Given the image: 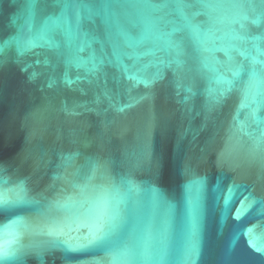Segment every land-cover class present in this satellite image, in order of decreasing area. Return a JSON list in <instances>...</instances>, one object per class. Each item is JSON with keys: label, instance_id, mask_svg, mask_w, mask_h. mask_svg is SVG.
<instances>
[{"label": "water", "instance_id": "1", "mask_svg": "<svg viewBox=\"0 0 264 264\" xmlns=\"http://www.w3.org/2000/svg\"><path fill=\"white\" fill-rule=\"evenodd\" d=\"M0 166L9 264H264V0H0Z\"/></svg>", "mask_w": 264, "mask_h": 264}, {"label": "snow or ice", "instance_id": "2", "mask_svg": "<svg viewBox=\"0 0 264 264\" xmlns=\"http://www.w3.org/2000/svg\"><path fill=\"white\" fill-rule=\"evenodd\" d=\"M153 7H156V5H153ZM175 47L178 49L179 45L177 44L175 45ZM174 62L179 64V61H174ZM35 75L36 74L33 73L31 78L34 79ZM129 79L137 80V77L135 75H132L129 77ZM138 82L144 83L145 86L148 88H150L151 84L153 83L152 80H138ZM51 86L52 84L50 83L49 87ZM141 99H143V97H141ZM127 107H132V104L127 105ZM120 110L122 111L123 109ZM73 158L74 155L67 157L68 160H71ZM2 171H3V167L0 166V172ZM89 179H91V177ZM200 182L202 183L203 181ZM6 183H7V178L0 175V185ZM9 191L13 194L9 195ZM26 192L27 189L25 187L24 181H20L10 190L0 189V211H8L10 209L17 207L20 204L29 203L30 201L26 199ZM54 204L55 206L58 207L65 206V205H61L59 201L54 202ZM81 206H83V202L81 203ZM116 219L117 216L115 214L109 213L107 208H105L104 211L99 215L97 221L89 227V235L91 238L88 240V244H93L98 241L105 240L113 231L115 227ZM20 222L21 221L19 220L16 221V223H20ZM53 225H54L53 227H50L48 229V235L59 236L63 232V227L59 226L55 221L53 222ZM198 231H199L198 220L194 219L192 224V237L190 241V246L187 250V257L189 259H191V257L196 254L198 249ZM16 242L18 243L19 241L17 240ZM18 253H20L19 248H15V249L5 248L3 245H0V264H9L10 261H19L20 256L18 255ZM124 255H126V252H121L119 254H116L113 256V260L118 261Z\"/></svg>", "mask_w": 264, "mask_h": 264}]
</instances>
